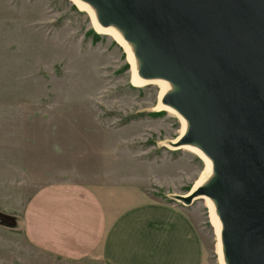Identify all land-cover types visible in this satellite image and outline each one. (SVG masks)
<instances>
[{
	"label": "rangeland",
	"instance_id": "obj_1",
	"mask_svg": "<svg viewBox=\"0 0 264 264\" xmlns=\"http://www.w3.org/2000/svg\"><path fill=\"white\" fill-rule=\"evenodd\" d=\"M160 90L134 84L122 47L70 0H0V216L18 219L45 185H135L143 199L184 209L206 264H218L205 200L167 196L185 194L204 165L165 144L181 122L159 110ZM21 232V222L0 225L1 264H33Z\"/></svg>",
	"mask_w": 264,
	"mask_h": 264
},
{
	"label": "water",
	"instance_id": "obj_2",
	"mask_svg": "<svg viewBox=\"0 0 264 264\" xmlns=\"http://www.w3.org/2000/svg\"><path fill=\"white\" fill-rule=\"evenodd\" d=\"M70 1L119 35L138 79L164 83L159 106L184 122L167 147L210 163L168 198L209 201L223 264H264V0Z\"/></svg>",
	"mask_w": 264,
	"mask_h": 264
},
{
	"label": "crops",
	"instance_id": "obj_3",
	"mask_svg": "<svg viewBox=\"0 0 264 264\" xmlns=\"http://www.w3.org/2000/svg\"><path fill=\"white\" fill-rule=\"evenodd\" d=\"M19 218L33 264L207 263L202 235L188 213L143 199L135 185H45Z\"/></svg>",
	"mask_w": 264,
	"mask_h": 264
},
{
	"label": "bare ground",
	"instance_id": "obj_4",
	"mask_svg": "<svg viewBox=\"0 0 264 264\" xmlns=\"http://www.w3.org/2000/svg\"><path fill=\"white\" fill-rule=\"evenodd\" d=\"M73 1V0H72ZM75 1V0H74ZM76 2V4H77V6L79 7V8H81V9H85L86 7L84 6V5H82L81 3H79V2H77V1H75ZM94 23V25H93V27H94V29H95V31L96 32H98V33H103V34H107V35H109L111 38H113L116 42H117V44L119 45V46H121L122 48H123V50L125 49L126 50V52H127V55L129 56L128 58H130V60H131V57H130V54H129V51H128V49H127V47H126V45H125V43L122 41V39L119 37V35L113 30V29H111V28H106V29H104V28H100V27H98L97 25H96V23L95 22H93ZM124 50V51H125ZM127 58V57H126ZM128 58H127V60H128ZM131 81L134 83V84H136V85H144V84H151V83H155V84H158L159 85V87L161 88V90L164 88V83L162 82V81H158V80H150V81H143V80H140V79H138L136 76H135V73H134V71L132 70V72H131ZM158 107H159V110H164V111H167V112H172L169 108H166V107H163L162 105H158ZM177 115V114H176ZM178 116V115H177ZM179 117V119H180V122H181V131H180V133H182V131H183V128H184V122H183V120L181 119V117L180 116H178ZM177 138H174L173 139V141H175ZM172 149H175V148H172ZM179 149H186V150H188V151H191L192 153H195L200 159H201V161H203V165H204V167H203V170L201 171V173H200V175L198 176V178L194 181V183H193V187H195L196 185H198V184H200L201 182H202V180L206 177V174H207V172H208V170L210 169L209 167H210V163H209V161L205 158V156L202 154V153H200L198 150H196V149H194V148H188V147H185V148H179ZM207 171V172H206ZM203 199L205 200V203H206V206H207V208L210 206V208H211V205H210V203H209V201L206 199V198H204L203 197ZM209 209V208H208ZM208 213H209V216L211 217V220H212V223H213V225L216 227L217 226V219H216V217L214 218V216L212 215V213H211V211L210 210H208ZM215 231H216V229H215ZM215 235V234H214ZM216 248V250H217V252H218V246H216L215 247ZM215 250V251H216ZM216 252V253H217ZM219 254V256H218V264H223L221 261H220V253H218ZM217 256V255H216Z\"/></svg>",
	"mask_w": 264,
	"mask_h": 264
},
{
	"label": "trees",
	"instance_id": "obj_5",
	"mask_svg": "<svg viewBox=\"0 0 264 264\" xmlns=\"http://www.w3.org/2000/svg\"><path fill=\"white\" fill-rule=\"evenodd\" d=\"M16 225L20 224V219L18 216V219H16L15 216L10 215L8 213H2V215L0 216V225L4 226V227H8V228H12Z\"/></svg>",
	"mask_w": 264,
	"mask_h": 264
}]
</instances>
